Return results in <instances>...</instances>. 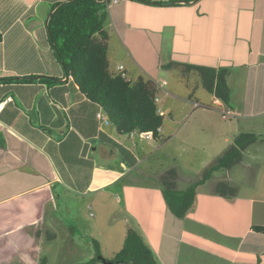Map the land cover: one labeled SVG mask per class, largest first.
<instances>
[{
	"label": "crops",
	"instance_id": "0c3cea01",
	"mask_svg": "<svg viewBox=\"0 0 264 264\" xmlns=\"http://www.w3.org/2000/svg\"><path fill=\"white\" fill-rule=\"evenodd\" d=\"M65 1L0 0V102L12 97L0 111V264H26L25 253L40 264L33 248L47 225L42 204L67 194V209L71 197L81 203L74 215L84 204L98 210L86 231L108 253L116 254L134 228L159 264H264V0H118L109 7L110 70L132 81L154 79L164 119L174 111L163 77L171 63L183 75L196 71L186 65L228 70L230 103L212 96L236 119L229 133L208 140L214 152L205 154L207 168L238 134L263 138L226 177L216 171L199 185L182 218L167 205L160 177L175 168L176 187L185 189L200 179L197 171L183 164L144 169L156 139L121 134L98 120L103 107L65 72L49 43L50 15ZM179 131L167 120L159 135L173 139ZM220 181L236 193H216ZM78 222L72 217L61 225L73 235ZM18 247L28 250H11Z\"/></svg>",
	"mask_w": 264,
	"mask_h": 264
},
{
	"label": "trees",
	"instance_id": "16d2710c",
	"mask_svg": "<svg viewBox=\"0 0 264 264\" xmlns=\"http://www.w3.org/2000/svg\"><path fill=\"white\" fill-rule=\"evenodd\" d=\"M107 1L111 0H68L56 4L48 21L50 46L65 72L73 76L82 91L101 104L119 133L152 131L153 138L162 142L165 139L159 135L158 128H162L164 116L159 112L156 100L159 92L156 81L144 77L132 81L125 73L110 70L105 29L109 20ZM1 38L0 33V41ZM186 67L200 73L203 86L211 94L226 104L230 103L231 91L226 81V68L199 65ZM261 139L262 136L255 133L238 134L233 143L203 172L202 177L185 189L176 187L177 170H167L161 175L160 182L170 210L179 218L186 216L195 203L197 187L209 180L214 172L228 170L240 163L245 150ZM214 191L228 195L235 194L237 188L220 181ZM94 242L98 249L96 255L77 264H97L101 261L99 243L96 240ZM107 261L111 264H159L145 237L134 228L128 230L115 257Z\"/></svg>",
	"mask_w": 264,
	"mask_h": 264
},
{
	"label": "rangeland",
	"instance_id": "374dc122",
	"mask_svg": "<svg viewBox=\"0 0 264 264\" xmlns=\"http://www.w3.org/2000/svg\"><path fill=\"white\" fill-rule=\"evenodd\" d=\"M174 65V63H171L170 67L173 68H169L168 72L164 71L165 74L163 76L168 82V86L165 87L168 89L172 100H175L174 111L172 112L173 118L171 119L166 116L164 124L168 120L172 122V126H177L178 131H180L176 138H165L166 141L164 140L162 142L160 140H155L154 148L150 149L152 154L147 158L143 166L144 169L148 166L152 167L154 171H158L163 165L171 166L183 164L186 168L185 170L188 171V169H191L197 171L198 177L201 178L208 163H205L207 161L205 160V154H212L214 152L213 146L209 145L208 140L214 139L216 142V137L219 133H229L231 131L229 123L234 125L236 118L229 116L225 112L222 113L221 108H218L216 104H214V97L203 86L199 72L194 71L188 75H183L184 73H182L181 69ZM159 75L162 76L163 74L161 75L159 72ZM239 88L240 87L235 84V88H232V91L235 92ZM188 92L192 95L191 99L200 103L201 106L197 108L194 107V104L188 100L190 97ZM176 109L179 113H176ZM138 137L137 135L136 138ZM182 139H185L187 143H182ZM146 142L147 141H143L142 144H146ZM204 147L205 149L203 150ZM211 161H214V159L212 158ZM218 171V176L220 177H226L228 175L225 169H220ZM215 174L217 175V173ZM66 196L69 195L67 194ZM65 197L62 199H55L54 197L52 199L49 198L42 204V206L47 209V212H44L47 225H44L53 228L57 236L53 238L51 236L52 231L46 226L43 227L41 235L42 240L39 242L40 246L33 248L34 250H40L39 256L41 259L38 262L40 264H76L92 258L93 256L91 257L89 255L91 253L96 255L98 251L96 242H94L86 231L89 224L97 219L98 210L89 212L86 209V204H84L80 214L74 215L75 212L78 211L77 208L81 203L77 201L76 198L71 197L69 198L70 206L67 209ZM72 217L79 219L77 223L78 229L74 230L73 235L70 234L69 229H64L61 225L62 220L65 223L66 220ZM115 219H117V217ZM95 238L96 241L100 239L97 235ZM111 247L112 243L109 248ZM11 250H19L21 254H24L28 248L18 247L11 248ZM99 250L100 253L102 251V253L105 254V257L101 254L104 259L111 260L115 257V254L108 253V249L104 251L103 244L102 250L101 245H99ZM24 255L26 256L25 260ZM24 255H22L21 258L26 264H35V262H33L35 257H29L26 253ZM97 264L105 263L100 261Z\"/></svg>",
	"mask_w": 264,
	"mask_h": 264
},
{
	"label": "built area",
	"instance_id": "2783aa9c",
	"mask_svg": "<svg viewBox=\"0 0 264 264\" xmlns=\"http://www.w3.org/2000/svg\"><path fill=\"white\" fill-rule=\"evenodd\" d=\"M116 2H118V0L107 1L108 8L113 3H116ZM120 68H123V66H121ZM156 100L158 101V97H157ZM9 101H12V97H10V96L7 97L4 101L0 102V111L4 108L5 104L8 103ZM194 105H195V107H199L201 104L198 103V102H195ZM97 118L102 123L108 124L110 122V120H109L107 114L105 113V111H99L97 113ZM158 132H161V127L158 128ZM135 134H137L140 138H149V139L153 138V132L152 131H150V132H142V133H139V132L135 131V132L130 133L131 136H133ZM89 209H92V205L89 206ZM91 215H92V213H91Z\"/></svg>",
	"mask_w": 264,
	"mask_h": 264
},
{
	"label": "water",
	"instance_id": "95a60500",
	"mask_svg": "<svg viewBox=\"0 0 264 264\" xmlns=\"http://www.w3.org/2000/svg\"><path fill=\"white\" fill-rule=\"evenodd\" d=\"M99 259L101 261H103L105 264H111V262L107 261L106 259H104L102 256H99Z\"/></svg>",
	"mask_w": 264,
	"mask_h": 264
}]
</instances>
